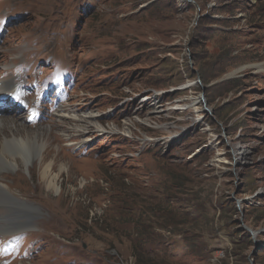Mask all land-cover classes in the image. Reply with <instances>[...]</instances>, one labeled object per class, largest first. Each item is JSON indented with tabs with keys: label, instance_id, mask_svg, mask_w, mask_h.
Instances as JSON below:
<instances>
[{
	"label": "rangeland",
	"instance_id": "obj_1",
	"mask_svg": "<svg viewBox=\"0 0 264 264\" xmlns=\"http://www.w3.org/2000/svg\"><path fill=\"white\" fill-rule=\"evenodd\" d=\"M1 18L0 79L62 72L36 124L13 102L68 164L58 191L39 148L0 169L28 206L0 235L11 264H264V0H0ZM184 98L199 109L165 111ZM63 104L105 130L59 140Z\"/></svg>",
	"mask_w": 264,
	"mask_h": 264
},
{
	"label": "bare ground",
	"instance_id": "obj_2",
	"mask_svg": "<svg viewBox=\"0 0 264 264\" xmlns=\"http://www.w3.org/2000/svg\"><path fill=\"white\" fill-rule=\"evenodd\" d=\"M22 65L26 68L25 62ZM17 67V64H16ZM14 70V69H13ZM12 70V71H13ZM16 70V68H15ZM14 75H10L8 77H4V79H0V93L3 91H13L16 87H20L21 83L24 84V80L20 81L16 79ZM33 83V82H32ZM37 84V80L32 84L34 86ZM27 84L25 83V86ZM194 84L190 83L187 86L192 87ZM17 90V88L15 89ZM153 106H151V111L161 112L162 109L160 107L162 104H159V96L156 94ZM8 107L2 109L0 108V113L2 110L9 111L11 108L14 109L13 115L10 116H1L0 117V169L13 170L16 165L20 164V156H23L27 162L30 161L31 150H35L39 148L37 151L38 164L41 168V175L43 177V181L48 184L49 188L54 191H58L59 186V177L61 176L63 170L67 167V162L62 159L61 147L57 145L59 149L52 148L51 146L57 141V135L51 136L47 139V136L44 135L43 131H37L31 129L30 126H26L24 123V117L19 113L18 107L11 100L5 99ZM204 101V100H203ZM202 102V99H189L184 98L179 100L173 106H166L165 111L170 113V110H174L175 108L188 107L198 110L199 107H196L198 103ZM17 108V109H15ZM12 109V110H13ZM20 110V109H19ZM150 111V112H151ZM55 113L61 119L60 122H70V126L65 127L61 130V137L59 140H63L62 138L67 139V141L73 140L77 135L81 138V142L85 143L88 139L86 138V133L90 130L96 131H104L105 127L98 123L96 119V113L84 112L82 114H77L75 111L66 105H61L60 109L55 110ZM141 119L140 117H138ZM145 122H150L149 118L143 119ZM116 130V128H113ZM126 132L131 131V122L129 124L125 122L124 129ZM107 131V129H106ZM88 137V136H87ZM73 142V141H72ZM70 143V142H69ZM68 143V144H69ZM49 144V145H48ZM33 146V147H32ZM44 147L46 149H44ZM32 148V149H31ZM35 148V149H34ZM23 159V158H22ZM36 159V158H34ZM35 166V164H34ZM59 166V170L56 171L55 168ZM10 172L3 173L0 172V203L4 205V207H0V235L7 233H14L16 231V225L6 224L11 223L12 219L11 214L13 211H24L27 207V211L25 214H28V206L26 204L21 203L23 199L17 197L12 191V186L9 180ZM16 175L21 176L22 171H18Z\"/></svg>",
	"mask_w": 264,
	"mask_h": 264
},
{
	"label": "trees",
	"instance_id": "obj_3",
	"mask_svg": "<svg viewBox=\"0 0 264 264\" xmlns=\"http://www.w3.org/2000/svg\"><path fill=\"white\" fill-rule=\"evenodd\" d=\"M137 246H138V245H137ZM137 246H136V247H137ZM138 247H139V246H138Z\"/></svg>",
	"mask_w": 264,
	"mask_h": 264
}]
</instances>
